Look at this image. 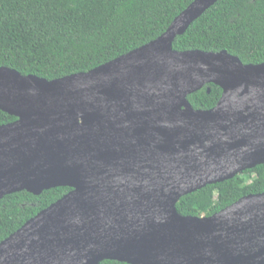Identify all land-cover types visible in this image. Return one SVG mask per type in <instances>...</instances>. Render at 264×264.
<instances>
[{"label": "water", "instance_id": "1", "mask_svg": "<svg viewBox=\"0 0 264 264\" xmlns=\"http://www.w3.org/2000/svg\"><path fill=\"white\" fill-rule=\"evenodd\" d=\"M217 1L194 0L161 36L86 73L0 67V111L16 118L0 126V200L71 189L0 242V264H264V192L210 217L176 211L264 164V63L172 49ZM207 84L217 104L192 109Z\"/></svg>", "mask_w": 264, "mask_h": 264}, {"label": "trees", "instance_id": "2", "mask_svg": "<svg viewBox=\"0 0 264 264\" xmlns=\"http://www.w3.org/2000/svg\"><path fill=\"white\" fill-rule=\"evenodd\" d=\"M193 1L0 0V67L47 81L86 73L161 36ZM172 49L226 51L243 65L264 63V0H218L174 39ZM221 92L207 84L187 101L194 110H210ZM14 121L0 111V126ZM70 190L4 196L0 242ZM263 192L264 164L181 197L176 211L184 217H210L242 197Z\"/></svg>", "mask_w": 264, "mask_h": 264}, {"label": "bare ground", "instance_id": "3", "mask_svg": "<svg viewBox=\"0 0 264 264\" xmlns=\"http://www.w3.org/2000/svg\"><path fill=\"white\" fill-rule=\"evenodd\" d=\"M165 42H166V40H162L159 44H158V46L157 47H163L164 45H165ZM161 45V46H160Z\"/></svg>", "mask_w": 264, "mask_h": 264}]
</instances>
